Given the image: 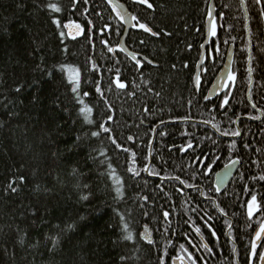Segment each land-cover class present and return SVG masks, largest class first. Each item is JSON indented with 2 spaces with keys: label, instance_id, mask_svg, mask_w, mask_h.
<instances>
[{
  "label": "trees",
  "instance_id": "obj_1",
  "mask_svg": "<svg viewBox=\"0 0 264 264\" xmlns=\"http://www.w3.org/2000/svg\"><path fill=\"white\" fill-rule=\"evenodd\" d=\"M120 1L137 62L106 0H0V264H259L264 0ZM231 47L236 79L205 99Z\"/></svg>",
  "mask_w": 264,
  "mask_h": 264
},
{
  "label": "water",
  "instance_id": "obj_2",
  "mask_svg": "<svg viewBox=\"0 0 264 264\" xmlns=\"http://www.w3.org/2000/svg\"><path fill=\"white\" fill-rule=\"evenodd\" d=\"M106 1L110 5V7L113 9L119 21L124 26V34L120 41L119 50L123 52L124 54H126L130 59L137 62L140 57L136 55L134 52H132L126 45V41H127L130 31L135 28V19H133L134 15L130 12V10L128 9L127 5L124 2L120 0H106ZM134 2L140 3L139 0H134ZM140 4L146 6L145 3H140ZM210 20H211V23H210ZM213 26L215 27V5H214V2L212 1L210 4L209 15H208L207 22H206V40L202 46L201 58L198 63L196 75L194 78V83L196 87H198V84H199L196 78L197 76H200V71H201V68L203 66V63L206 57V50L209 46L210 39L213 37V35L210 34V29ZM232 60H233V47L230 48L226 62L224 64V67L222 68L221 72L215 79L213 85L211 86L207 94L208 99H214L215 97L220 95L226 88V87H221L220 85L227 84L228 82H230V80H228V74L231 73L232 71V63H233ZM234 161H236L235 164H233L232 163L233 161H232L228 164L227 168L224 167L220 172L216 173L215 179H214V186L218 193H222L228 187L229 183L235 176L239 168L240 161L239 160H234ZM259 230L260 228L258 229V231ZM143 236L147 243L151 244L153 242V239L151 238V234L148 231V229L144 231ZM198 237L199 239L203 241V239L199 235ZM263 241H264V233L261 234L260 240L256 239V234H255L254 243L257 245L256 250H255L256 255ZM255 256H253L252 254V258H255ZM181 263L182 262L178 259L174 260V264H181ZM185 264H188V263H185ZM259 264H264V261L260 260Z\"/></svg>",
  "mask_w": 264,
  "mask_h": 264
},
{
  "label": "snow or ice",
  "instance_id": "obj_3",
  "mask_svg": "<svg viewBox=\"0 0 264 264\" xmlns=\"http://www.w3.org/2000/svg\"><path fill=\"white\" fill-rule=\"evenodd\" d=\"M139 2H140V3H145V4H147V6H148L149 8L152 7V5H151L150 3H148V0H139ZM257 2L259 3V0H257ZM49 7H50L53 11H55V12H59V11L61 10V9H60L57 5H55V4L49 5ZM118 15H119V13H118ZM133 19H136V18L133 17ZM54 22L57 23V24H59V21H54ZM210 23H211V20H210ZM65 27H72V25H65ZM75 27H76V29H78V30H79V28H80L79 25H75ZM139 27L142 28V29H143L144 31H146V32H151V29L148 28V27H146L144 24H140ZM152 34H153V35H157V33H152ZM210 34L213 35V36L216 35V30H215V27H214V26L210 29ZM109 51H112V49L109 48ZM133 58H135V57H133ZM68 71H69L70 73L74 74L73 77H72L71 79H74V80H75V83H76V85H77V87H78V83H79V72H78V70L69 68ZM205 71H206V69H205ZM250 71H251V70H250ZM196 79H197V82H199V76H197ZM235 79H236V77H235L234 74H232V73H229V74H228V80L234 82ZM220 86H221V87H227L228 85H227V84H221ZM77 87H74V88H73V91H74V92L77 91ZM117 87H118V88H124V87H125V84L120 83V82L117 80ZM97 91H99V88L97 89ZM85 95H87V93H85ZM205 99H208V97H205ZM227 103H228V99H227V97H225V99L223 100V103H222L221 106H223V105H227ZM253 107H255V105H253ZM81 112H83V113H85V114L87 115V114H90V113H91V109H90V108H87V107L85 106L84 108L81 109ZM104 130H105V131H108L107 128H105ZM97 134H98V133H93V135H97ZM223 134H224V135H228L229 133L225 132V133H223ZM231 134H232V135H240V133H239L238 131L233 132V133H231ZM189 147H191V144H189ZM133 155H134V154H133ZM217 159H218V158H217ZM232 163L235 164L236 161H233ZM225 167L227 168L228 165H225ZM129 170H130V171H134L133 169H129ZM211 170H212V169H211L210 167L207 168V171L210 172ZM137 174H138V173H137ZM260 179L264 180V176H261ZM116 183L119 184L120 181L117 179V180H116ZM9 187H11V185H9ZM11 190H12L13 192L16 191L15 188H12ZM117 193H118V194L120 193V189H119V188H117ZM85 198H86V197H85ZM258 208H259V205L257 204V198H256L255 195H253V196L251 197V200L248 202L249 216H251L252 213H253L255 210H257ZM165 215H167V213H165ZM125 228H126V226H125ZM197 231H199V230L197 229ZM262 233H264V224H261V226H260V230L256 232V239H257V240H260V239H261V234H262ZM126 239H132V235H131V233H128V235L126 236ZM256 247H257V245H256L255 243H253V245H252V254H253V256L256 255V251H255V250H256ZM259 259H260L261 261H264V253H261V254L259 255Z\"/></svg>",
  "mask_w": 264,
  "mask_h": 264
},
{
  "label": "flooded vegetation",
  "instance_id": "obj_4",
  "mask_svg": "<svg viewBox=\"0 0 264 264\" xmlns=\"http://www.w3.org/2000/svg\"><path fill=\"white\" fill-rule=\"evenodd\" d=\"M139 60V59H138ZM205 72V71H204ZM216 175V174H215ZM215 178V177H214ZM263 245V248H262V251H261V253H263V251H264V241L262 242V244H261V246ZM260 246V247H261ZM260 249V248H259ZM259 251V250H258Z\"/></svg>",
  "mask_w": 264,
  "mask_h": 264
},
{
  "label": "bare ground",
  "instance_id": "obj_5",
  "mask_svg": "<svg viewBox=\"0 0 264 264\" xmlns=\"http://www.w3.org/2000/svg\"><path fill=\"white\" fill-rule=\"evenodd\" d=\"M185 152V151H184ZM201 237V236H200Z\"/></svg>",
  "mask_w": 264,
  "mask_h": 264
}]
</instances>
